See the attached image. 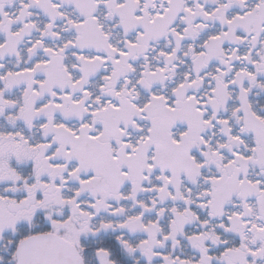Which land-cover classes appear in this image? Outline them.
<instances>
[{
	"label": "snow or ice",
	"instance_id": "snow-or-ice-1",
	"mask_svg": "<svg viewBox=\"0 0 264 264\" xmlns=\"http://www.w3.org/2000/svg\"><path fill=\"white\" fill-rule=\"evenodd\" d=\"M0 264H264V0H0Z\"/></svg>",
	"mask_w": 264,
	"mask_h": 264
}]
</instances>
